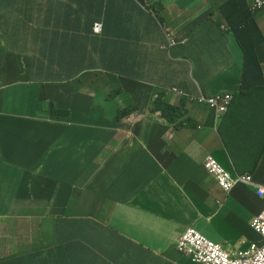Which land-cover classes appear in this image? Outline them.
<instances>
[{
  "label": "crops",
  "instance_id": "0c3cea01",
  "mask_svg": "<svg viewBox=\"0 0 264 264\" xmlns=\"http://www.w3.org/2000/svg\"><path fill=\"white\" fill-rule=\"evenodd\" d=\"M254 6L0 0L4 262L14 246L15 264H193L176 249L189 229L234 253L264 244L251 227L264 212V9ZM85 113L97 120L67 132L65 159L37 168L9 157L23 117ZM210 157L255 185L223 191L204 168ZM17 188L42 193L46 212L75 189L79 217L38 251L29 210H12Z\"/></svg>",
  "mask_w": 264,
  "mask_h": 264
},
{
  "label": "rangeland",
  "instance_id": "374dc122",
  "mask_svg": "<svg viewBox=\"0 0 264 264\" xmlns=\"http://www.w3.org/2000/svg\"><path fill=\"white\" fill-rule=\"evenodd\" d=\"M22 48L16 49L14 55L22 56ZM18 63V62H17ZM17 75V69L10 70L7 74L6 80ZM4 88V85L0 83V90ZM97 118L92 113H85L81 115H58L53 120H45V118H22L20 129L17 135V148L12 150L9 157L18 156L20 159L21 167L32 165L37 168H41L46 163L56 161L59 159H65L69 152L66 149L67 144V132L71 129H75L78 126L92 124ZM58 131L59 135L55 136L53 133ZM78 148L75 146L72 153H77ZM6 172V165L3 164L0 156V177H3ZM1 183L10 184V181L1 180ZM60 187V186H59ZM28 188L22 190L16 189L12 194V210L18 212L19 210H29L30 221L34 226V235L36 237V250H41L47 245H53L54 236L60 233L61 228L66 227V222L69 218L78 219L77 212L69 211L70 207L75 203H79L80 196L78 191L73 189L70 197H65L61 203L55 200V208L53 212L40 211L44 208L45 202L48 199H44L41 196L42 193L27 192ZM73 198V199H72ZM74 200V201H73ZM59 203V205H58ZM65 207L63 210H61ZM61 210V211H58ZM60 216L52 218L49 215ZM16 216V215H11ZM18 217V216H16ZM22 221L23 219L20 218ZM17 225V224H16ZM72 232L74 230H71ZM8 245V241L6 240ZM60 254H64L61 251ZM7 260H11L7 264H14L16 257L14 246L11 248ZM5 256L0 257V261L4 262ZM74 264H77V258L73 260ZM57 264H62L58 262Z\"/></svg>",
  "mask_w": 264,
  "mask_h": 264
},
{
  "label": "built area",
  "instance_id": "2783aa9c",
  "mask_svg": "<svg viewBox=\"0 0 264 264\" xmlns=\"http://www.w3.org/2000/svg\"><path fill=\"white\" fill-rule=\"evenodd\" d=\"M261 9H264V0H255L254 10ZM93 28L99 31L100 25L95 24ZM204 168L227 193L237 186L255 185L252 176L232 177L212 157L206 161ZM256 195L264 200V184L257 186ZM251 227L264 240V212L253 219ZM176 249L180 254L187 256L193 264H264V244L234 253L208 240L195 229H189L183 233L176 243Z\"/></svg>",
  "mask_w": 264,
  "mask_h": 264
},
{
  "label": "trees",
  "instance_id": "16d2710c",
  "mask_svg": "<svg viewBox=\"0 0 264 264\" xmlns=\"http://www.w3.org/2000/svg\"><path fill=\"white\" fill-rule=\"evenodd\" d=\"M239 7V6H238ZM147 9H149V10H155V4H148L147 5ZM233 11V10H232ZM246 28H249V27H252V28H256V26H255V23H254V21L251 19V18H248L247 20H246V22H243L242 23ZM236 29H238V27H236ZM249 187H252V186H249ZM7 263H9V262H0V264H7ZM14 264H15V262H14Z\"/></svg>",
  "mask_w": 264,
  "mask_h": 264
},
{
  "label": "clouds",
  "instance_id": "9594fccd",
  "mask_svg": "<svg viewBox=\"0 0 264 264\" xmlns=\"http://www.w3.org/2000/svg\"><path fill=\"white\" fill-rule=\"evenodd\" d=\"M237 176V175H236Z\"/></svg>",
  "mask_w": 264,
  "mask_h": 264
}]
</instances>
